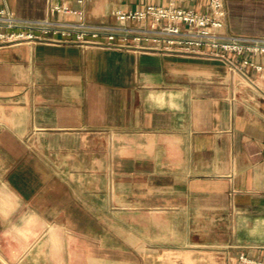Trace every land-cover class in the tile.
Segmentation results:
<instances>
[{
  "label": "crops",
  "instance_id": "0c3cea01",
  "mask_svg": "<svg viewBox=\"0 0 264 264\" xmlns=\"http://www.w3.org/2000/svg\"><path fill=\"white\" fill-rule=\"evenodd\" d=\"M49 1L5 3L43 20ZM51 1L95 24L146 4L209 6ZM223 3L225 34L264 36V0ZM241 253L264 262V72L201 55L0 45V264H238Z\"/></svg>",
  "mask_w": 264,
  "mask_h": 264
},
{
  "label": "built area",
  "instance_id": "2783aa9c",
  "mask_svg": "<svg viewBox=\"0 0 264 264\" xmlns=\"http://www.w3.org/2000/svg\"><path fill=\"white\" fill-rule=\"evenodd\" d=\"M81 2L82 0H78ZM208 10L146 4L142 8L116 10V23H90L81 8L49 1L50 17L22 20L0 0V45L19 43L76 44L137 52L201 55L264 72V36L225 34L223 0H209ZM71 14L73 20L58 16ZM239 60V64L234 58ZM238 264H264L243 253Z\"/></svg>",
  "mask_w": 264,
  "mask_h": 264
}]
</instances>
